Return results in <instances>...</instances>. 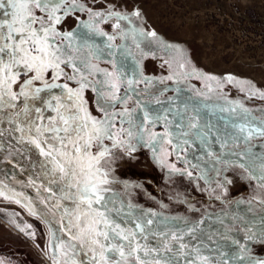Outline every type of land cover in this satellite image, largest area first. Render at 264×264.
I'll return each mask as SVG.
<instances>
[{"label": "snow or ice", "instance_id": "snow-or-ice-1", "mask_svg": "<svg viewBox=\"0 0 264 264\" xmlns=\"http://www.w3.org/2000/svg\"><path fill=\"white\" fill-rule=\"evenodd\" d=\"M85 10L89 18L78 30L60 31L65 17ZM140 17L138 9L131 13L93 12L77 0H0V125H8L7 129L0 127V137H12L25 153L36 149L43 158V176L49 185H57L59 195L51 187L46 189L51 193L50 210L60 217V234L50 229L53 264H61L60 257L63 264H264V255L254 254L251 247L256 244L264 250V211L251 217L218 215L220 228L205 231L201 227L204 219L159 220L158 213L136 212L115 191L118 157L148 147L160 163L173 154L179 160L186 146L196 141L207 144L213 135L211 124H200L197 109L190 114L187 105L181 110L173 97L161 100L152 91L154 78L144 74L143 60L150 54L155 58L153 44L181 70L191 61L182 48L137 25L133 18ZM113 19L114 35L98 27V23ZM91 33L106 37L103 47ZM102 59L110 70L93 63ZM174 75L222 83L195 68L167 79ZM224 79L246 85L247 89L240 90H247L249 98L264 99V91L251 82L231 76ZM166 91L160 90V96ZM233 103L239 106L240 122L232 124V131L226 126L223 136L215 133L216 142L225 150L216 162L245 169L264 187V151H254L252 144L264 140V112L256 117L253 110L229 101ZM220 110L237 112L236 107ZM157 125H162L163 131L157 132ZM13 148L15 145L9 151ZM168 167L184 174L174 164ZM212 171L220 173L216 167ZM200 178L209 182L206 172ZM29 212L36 214L31 207ZM226 217L231 223L225 222ZM178 220L183 226L173 222Z\"/></svg>", "mask_w": 264, "mask_h": 264}, {"label": "rangeland", "instance_id": "rangeland-1", "mask_svg": "<svg viewBox=\"0 0 264 264\" xmlns=\"http://www.w3.org/2000/svg\"><path fill=\"white\" fill-rule=\"evenodd\" d=\"M77 3L84 5L85 9L105 14L109 11L131 13L138 9L141 17L133 18L137 25L156 31L165 43L182 48L191 61L183 70L165 51L153 44L155 58L150 54L143 60L144 74L154 78L152 91L161 100L171 96L181 110L185 105L190 114L192 109H197L195 114L200 124L213 126V135L208 143L202 145L196 141L186 146L187 150L179 153V160L173 154L160 163L148 147H137L131 155L118 157L114 164V177L118 181L115 191L122 194L123 200L132 204L136 212L160 214L159 220L164 217H181L189 222L204 219L201 227L205 231L220 228L218 215L236 213L251 217L264 211L261 203L264 201V187L245 169L216 162V157L225 150L216 142L215 136L217 132L223 136L226 126L228 131H232V124L240 122L238 104H229V101L239 102L253 110L256 117L264 112V99L249 98L247 90H240L241 87L247 89L246 85L224 79L231 76L238 81H249L256 89L264 91V0H77ZM88 18L87 10L71 12L59 26L60 31L78 30L77 26ZM112 23H115L114 19L107 24L98 23V27L114 35L116 30L111 27ZM80 30L87 32L86 29ZM90 35L103 47L106 37L95 33ZM115 43L119 44L120 40ZM93 63L110 70L105 59ZM193 68L206 76L220 78L222 83L195 76L174 75L173 79H167L174 73L191 72ZM66 71L70 73L71 70ZM165 88L168 91L160 96V90ZM129 106H133L131 101ZM229 107H236L237 112L220 110ZM0 127L7 129L8 125L5 123ZM155 130L163 131L162 125H157ZM252 144L256 146L254 151H264L260 147L264 140L256 139ZM0 145H3L0 148V193H3L0 195V264H53L50 229L60 234V217L58 212L53 215L54 209L50 210L51 193L42 185L51 187L59 195L57 185H49L43 176V158L36 149L25 153L23 147L8 135L0 137ZM12 145L15 148L10 152ZM168 151H171L170 147ZM210 151L213 153L211 156L208 155ZM161 159L164 158L161 156ZM170 164L184 174L173 171L168 167ZM194 164L198 167L193 168ZM24 166L27 171L23 170ZM213 167L220 169L219 175L212 171ZM187 172L192 175L188 176ZM204 172L209 177L208 183L200 178ZM40 189L47 191L45 197L41 196L43 192ZM249 202L251 212L248 211ZM30 207L35 215L30 214ZM173 222L183 226L182 220ZM225 222L231 223L228 217ZM237 238L243 240L242 235ZM221 243L227 245L228 242ZM251 247L254 254L264 255L259 245L251 244ZM60 262L63 264V257H60Z\"/></svg>", "mask_w": 264, "mask_h": 264}, {"label": "bare ground", "instance_id": "bare-ground-1", "mask_svg": "<svg viewBox=\"0 0 264 264\" xmlns=\"http://www.w3.org/2000/svg\"><path fill=\"white\" fill-rule=\"evenodd\" d=\"M9 162H11V161H9ZM23 168H24V169H23L24 171H27V170H28V169L26 168V166H24ZM29 171H30V170H29ZM30 173H31V171H30ZM31 174H32V173H31ZM32 177L34 178V175H33V174H32ZM33 178H31V179L34 180ZM36 181H37V180H35V183H37ZM39 182H40V181H39ZM41 182H42V181H41ZM41 184H42V183H41ZM34 185H35V184H34ZM42 186H43V185H42ZM45 186H46V185H45ZM32 190H33V188H32ZM40 191L43 192V195H41V196H42V197H45L47 191H46L45 189H40ZM35 194H36V193H35ZM39 196H40V195H39ZM41 196H40V197H41ZM48 196H49V195H48ZM43 200H45V199H43ZM56 214H57V213H56Z\"/></svg>", "mask_w": 264, "mask_h": 264}, {"label": "water", "instance_id": "water-1", "mask_svg": "<svg viewBox=\"0 0 264 264\" xmlns=\"http://www.w3.org/2000/svg\"><path fill=\"white\" fill-rule=\"evenodd\" d=\"M4 156V155H3ZM46 189H47V187L45 186V185H43Z\"/></svg>", "mask_w": 264, "mask_h": 264}]
</instances>
